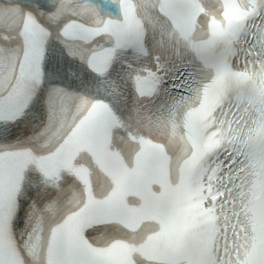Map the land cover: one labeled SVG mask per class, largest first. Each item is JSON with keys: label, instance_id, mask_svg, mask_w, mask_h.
I'll use <instances>...</instances> for the list:
<instances>
[{"label": "snow or ice", "instance_id": "1", "mask_svg": "<svg viewBox=\"0 0 264 264\" xmlns=\"http://www.w3.org/2000/svg\"><path fill=\"white\" fill-rule=\"evenodd\" d=\"M0 264H264V0H0Z\"/></svg>", "mask_w": 264, "mask_h": 264}]
</instances>
